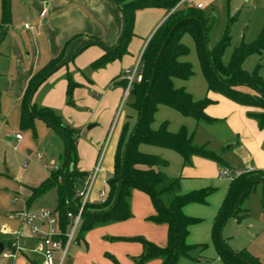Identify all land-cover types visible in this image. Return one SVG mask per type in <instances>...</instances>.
I'll list each match as a JSON object with an SVG mask.
<instances>
[{
	"label": "crops",
	"instance_id": "0c3cea01",
	"mask_svg": "<svg viewBox=\"0 0 264 264\" xmlns=\"http://www.w3.org/2000/svg\"><path fill=\"white\" fill-rule=\"evenodd\" d=\"M30 1L36 11L32 12L30 22L25 21L24 24L22 22L19 25L17 15L15 16L16 10L15 8L13 9V0H11L12 21L6 32L8 35L11 34V38L7 43L9 44L8 51L5 49L6 40L3 41L5 38L0 42V75L6 74L7 80L4 89L14 95L16 104L20 105V113H22V99L28 83L38 70L54 58L61 55L68 58L72 54L77 53L79 48L89 41L91 37H96L107 46H115L119 43L124 29L123 11L113 0ZM199 3L203 4V7L200 8L203 9L205 4L197 0H180L176 7H198ZM44 9H47V13L40 19ZM170 12L164 7H149L137 10L134 24L135 34L129 43L127 54L103 67L95 68L92 63L105 53V48L100 44H91L50 74L40 84L34 94V101L38 106L54 109L61 115L64 123L80 130L82 138H79L77 143L78 161L76 168L84 172L86 178L94 171L101 160V169L97 174L89 200L91 203L102 202L99 194L102 191H105L106 194L109 192L107 180L114 172L115 154L122 130L127 122L132 128L137 121V111L132 107V113L125 114L123 119L117 123L105 160V150L102 154L100 151L110 128L113 126L115 111L118 109L117 106H119L120 99L127 87L125 82L121 81L127 79L128 71L138 62L143 54L144 47H146L154 32ZM22 28H24L23 32L21 31ZM0 30L2 32L1 28ZM182 41L184 42V37ZM3 56H6V59L2 58ZM183 57H181L182 60H184ZM201 72L203 73V71ZM69 75L78 84L73 90V103H68L67 101ZM193 76L187 80L175 78L174 83L177 87H185L193 94L195 99L209 97L212 102L206 107L207 114L217 119V121L226 122L231 133L230 138L225 139V143L231 142L227 148L234 147L233 155H239L243 161V166H232L227 169L232 174H236V176L237 173L252 169L264 170V127L260 126L258 119L251 116V113L259 112L261 109L240 104L220 92L209 90L205 76V85L201 87L191 81ZM46 88L47 91L42 97L41 103H38L37 95L41 94ZM162 106L166 105H159L155 114L152 124L155 129L159 128L163 123L159 124V126L155 124L156 116ZM183 116L179 129L185 126L195 139L197 129L202 122L191 116ZM190 118L197 122L191 124ZM37 120L42 119H36L35 125ZM165 121L169 122L170 131L177 132L176 129L170 126L169 120ZM56 133H58L57 130ZM62 148L59 152V157H62L65 151V141ZM139 148L142 152L156 154L169 162L168 166L161 167V170L169 177L181 178V193H188L192 190L206 187H217V190H219L217 194L219 195L215 201L220 208L233 180L221 176V171L226 167L221 168V165L216 161L199 155H194L190 163L184 164V159L180 153L161 146L143 143ZM56 164L57 166L60 165L57 162ZM50 173L51 171L49 170L44 180L50 176ZM39 185L34 186L26 183L22 185V189L27 196L26 203L29 207L39 197L48 192L29 203L28 198L31 195V188ZM54 188L56 189L57 204L58 189L57 187ZM200 205V203L186 205L184 207L185 214L201 219L204 218L206 210L199 207ZM218 206L210 211L207 210L208 215L206 218L209 217L211 219L212 226L206 225V227H202L199 225L200 222L190 226L187 237L189 244L206 243L209 247V239H212V228L219 209H217ZM130 209L131 216L128 219L98 225L99 227L96 226V230L100 232L95 231V227L88 231L80 232L88 250L87 258L91 252L92 244L89 243V240L91 239L92 241V232L100 234L97 239L99 242L100 239L104 241L109 237L124 240L122 241L124 242L123 245L119 248H123L122 255L128 259V264H136V261L144 253V245L140 240L135 239L136 237H143L160 247L167 246L169 225L155 222L151 219L152 216L157 214L151 197L144 191L134 189ZM53 210L58 215L55 208ZM24 229L25 227L23 226L20 230L21 235L16 237L15 240L0 242L3 245L0 253L3 255L4 252H14L16 248H14L13 242L16 241L15 243L18 245L16 258L5 257L4 255L3 257L12 258V264H43L44 256L38 248L39 238L32 235L29 228L27 231ZM211 243L213 244L212 240ZM7 247H10V250H7ZM201 253L202 251L196 253V258H181L178 264H190L185 263L184 260H190L194 264H221L223 262L218 253L212 258V261H206ZM67 254L62 264L65 263ZM61 257V252H57V263L61 262ZM162 262L161 258H155L143 264H162Z\"/></svg>",
	"mask_w": 264,
	"mask_h": 264
},
{
	"label": "trees",
	"instance_id": "16d2710c",
	"mask_svg": "<svg viewBox=\"0 0 264 264\" xmlns=\"http://www.w3.org/2000/svg\"><path fill=\"white\" fill-rule=\"evenodd\" d=\"M113 1L120 6L124 16L123 34L117 45L107 46L96 37H91L77 53L68 58L61 55L52 59L38 70L28 83L22 99L21 126L34 130L35 120L42 119L56 129L65 141L63 162L57 170H52L50 176L39 186L31 188L28 202L32 203L40 195L57 187L58 203L55 210L63 233L61 239L65 243L67 238L64 234L70 223L68 212L77 214L82 203L78 191L86 179V174L76 168L80 130L64 123L61 115L54 109L37 105L34 94L40 84L66 64L68 59L91 44H100L105 48V53L92 63L95 68L122 58L127 54L129 43L135 34L137 10L164 7L170 12L175 8L154 32L143 52L142 80L134 82L130 89L133 96L132 107L137 111V121L132 128L127 122L122 130L115 154L114 172L107 180L109 192L104 201L85 204L78 230L85 232L98 225L128 219L131 216L130 202L133 190L144 191L151 197L157 211L151 219L169 225L168 244L160 247L143 237H136L135 239L144 245V253L136 264H143L155 258H161L162 264H178L181 258H196V253L208 248L206 243H188L190 226L199 223L201 219L186 215L184 207L190 203L206 204L215 187L181 193V178L169 177L161 170V167L168 166L169 162L156 154L142 152L139 147L145 143L175 150L182 155L184 164L190 163L194 155L225 163L216 152L209 150L205 145H197L185 126L177 132L169 130L168 121H164L157 129L152 126L159 105L174 108L199 122L212 124L217 121L206 112V107L212 102L209 97L195 99L185 87H177L174 83L175 78L187 80L194 75L192 63L181 59L190 52L189 47L182 41L188 33L194 39L208 89L220 92L240 104L260 108L261 111L251 113V116L258 119L260 126L264 127V78L259 74L260 65L252 72L243 68L244 61L250 55L264 51V26L254 41L242 42L236 47L231 60L225 63L222 57L230 45L231 23L228 24L221 40L209 48L212 20L199 7L176 8L180 0ZM0 2L1 42L12 21V7L11 0ZM68 79V103H73V90L78 84L71 75ZM121 82H125V86L128 84L127 79ZM259 183L264 184L262 169L248 170L236 176L231 181L215 217L212 241L225 264H264L246 249L235 250L223 235L225 226L232 218L240 220L248 214L244 203Z\"/></svg>",
	"mask_w": 264,
	"mask_h": 264
},
{
	"label": "rangeland",
	"instance_id": "374dc122",
	"mask_svg": "<svg viewBox=\"0 0 264 264\" xmlns=\"http://www.w3.org/2000/svg\"><path fill=\"white\" fill-rule=\"evenodd\" d=\"M197 1H201L205 4L202 10L206 12L212 20V29L209 33L208 42L209 48H212L221 40L228 24L231 23L230 45L227 47L222 57L225 63L231 60L236 47L240 46L242 42L250 43L254 41L264 26V0ZM14 8L16 10L15 16L17 15V22L19 25L22 22V24H24L25 21L30 22L29 20L32 16V12L36 11L30 0H13V9ZM21 31L23 32L24 28H22ZM1 34L2 32L0 30V36ZM4 38L3 41L6 40L5 49L8 51L7 48H9V44L7 43L11 38V34L8 35L7 33ZM184 43L189 47L190 52L184 56L183 59L192 63L195 72L191 81L204 87L205 78L204 74L201 72L200 60L191 34L188 33L184 36ZM145 48L146 47H144V50ZM2 58L6 59V56ZM258 65H260L258 67L259 74L264 78V51L262 53L250 55L244 61L243 68L248 72H252ZM6 80V74L0 75V242L15 240L17 233L23 226L25 227V231L28 230L29 227L23 224V218L17 215L18 212L27 209L30 211H40L42 209H53L57 207L55 188L50 189L46 194L39 197L34 204L29 207L26 203L27 196L22 189V185L24 183L34 186L39 185L46 178L49 170L52 171L57 166V164L55 165L56 162L59 164L63 162V155L59 157V152L63 149L62 147H64L63 138L44 120H37L34 130L26 129L21 126L20 105L16 104L14 95L4 89ZM46 91L47 88L44 89L41 94L37 95L38 103H41L42 97ZM132 102L133 96L130 92L126 94L125 91L120 99L119 106H117L118 109L115 111L113 126L110 128L100 151L102 154L105 150V160L117 123L123 119L125 114L132 113ZM183 117L184 116L175 109L162 106L160 112H158L156 116L155 124L159 126V124L165 120H169L170 126L178 131ZM190 122L193 124L197 121L190 118ZM17 134H20L21 138L18 139L16 136ZM230 135L231 133L225 121H216L212 124L202 122L201 126L197 129L194 142L197 145H205L209 150L216 152L225 163L214 159L212 160L220 164L221 168L226 167L225 169H227L232 166L241 167L243 166L242 159L239 155H233V150L235 148H227L228 144L231 142L225 143V139L230 138ZM79 138H82V135H80ZM29 151H31V153H29ZM233 175L235 176L236 174L233 173ZM225 178L228 179L227 177ZM225 182L227 183V181ZM215 189L216 190L209 195L208 202L199 206L206 210L205 217L202 219L200 218L201 221L199 225L202 227H206V225L212 226L211 219L209 217L206 218V216L208 215L207 210L210 211L218 206L215 199H218L217 197L219 194L217 193L219 190H217V187H215ZM218 208L219 206L217 209ZM244 208L249 209L248 214L240 220L232 218L225 226L223 235L228 238L229 244L235 250L246 249L264 263V185L262 183H259L248 196L244 203ZM96 229L97 227H95L94 230L99 231ZM92 234V241L91 239L89 240V243L92 244L89 257L87 258L88 250L85 246L86 243L81 237L82 233L78 230L68 249L64 264H128V259L122 255L123 248H119L123 245L124 242L122 241L124 240L109 237L104 241L100 239L99 242L97 239L100 234L94 232H92ZM209 240V247L201 253L206 261H212V258L217 255V251L211 243L212 239ZM7 250H10V247H7ZM184 261L185 263H193L190 260ZM12 263V258H5L0 253V264ZM221 264L224 263L221 262Z\"/></svg>",
	"mask_w": 264,
	"mask_h": 264
},
{
	"label": "built area",
	"instance_id": "2783aa9c",
	"mask_svg": "<svg viewBox=\"0 0 264 264\" xmlns=\"http://www.w3.org/2000/svg\"><path fill=\"white\" fill-rule=\"evenodd\" d=\"M198 7L202 8L203 4L199 3ZM46 13H47V9H44L40 15V19H42ZM142 70L143 69H142V55H141L135 67L128 71L127 74L128 84L126 87V94H129L131 86L134 82L142 80ZM16 136L18 139L21 138L20 134H17ZM57 169L58 166L54 168V170ZM100 169H101V160L96 165L94 171L87 176L83 186L78 191V195L81 197L82 203L77 214H74L73 212L70 211L68 212L70 223L67 231L64 234L65 237L67 238L65 243H63L61 239L63 233L59 226L58 215L53 209L47 208V209H42L40 211H30L27 209L25 211H20L17 213L18 216H21L23 218V224L29 227L31 234L39 238L38 248L40 251H42L44 256L43 264H62L67 254L69 245L73 241L75 234L78 230L81 220V215L84 211V206L90 200L92 189ZM239 174L241 173H237V176ZM221 176L234 179L236 175L234 176L229 169H223L221 171ZM106 196L107 194L105 191H102L100 193V198L102 200H105ZM20 235H21V231L17 233V237H19ZM13 246L14 248H16V250L14 252H4L3 255L5 257L16 258L18 245L17 243L14 242ZM57 252H61L62 257L60 263L56 262Z\"/></svg>",
	"mask_w": 264,
	"mask_h": 264
},
{
	"label": "water",
	"instance_id": "95a60500",
	"mask_svg": "<svg viewBox=\"0 0 264 264\" xmlns=\"http://www.w3.org/2000/svg\"><path fill=\"white\" fill-rule=\"evenodd\" d=\"M2 249H3V245L2 243H0V251H2Z\"/></svg>",
	"mask_w": 264,
	"mask_h": 264
}]
</instances>
